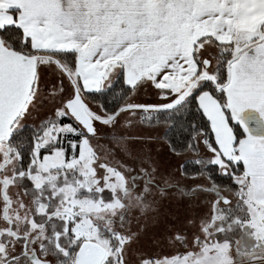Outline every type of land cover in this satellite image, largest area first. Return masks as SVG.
Wrapping results in <instances>:
<instances>
[{"label":"snow or ice","instance_id":"obj_1","mask_svg":"<svg viewBox=\"0 0 264 264\" xmlns=\"http://www.w3.org/2000/svg\"><path fill=\"white\" fill-rule=\"evenodd\" d=\"M42 69L59 74L50 95L61 100L25 147ZM121 76L125 102L93 110L85 94ZM146 84L167 102H132ZM193 99L214 135L203 140L211 156L194 163L201 176L218 166L234 187L192 189L214 194L194 250L140 264H264V0H0V264H127V213L148 207L155 181L142 168L138 192L137 175L101 162L90 137L125 112L171 123ZM12 187L23 191L13 198Z\"/></svg>","mask_w":264,"mask_h":264},{"label":"rangeland","instance_id":"obj_2","mask_svg":"<svg viewBox=\"0 0 264 264\" xmlns=\"http://www.w3.org/2000/svg\"><path fill=\"white\" fill-rule=\"evenodd\" d=\"M60 83L61 79L57 72L42 69L40 97L26 119L22 121L23 124L39 126L41 121L52 115L55 108L59 106L61 96L53 97L50 95V90L53 86H59ZM62 84L65 89L63 96L67 97L72 91L71 85L66 78L62 80ZM145 99L149 101L155 98L153 96L146 98L136 94L132 102ZM86 102L93 110L100 112L98 103L88 99ZM125 113L120 115L115 126H106L96 122L97 132L95 136L90 137V140L101 162H107L118 167L125 175H129L130 171L137 175V183L140 185V188L137 189L138 192L144 185V180L139 177L140 170L142 168L147 169L149 174L153 171L154 166L160 170L157 171V174L151 175L155 183L150 187L144 199V204L148 207L143 208V210H141L142 206L134 207L129 209L127 213V220L122 230L125 234L133 237L131 243L126 247L127 264H140L142 258L172 257L194 250L193 238L200 235L201 222L210 217L211 201L214 199V194L191 191L197 185L207 187L212 182L206 175H183L181 164L184 159L189 157L203 156L209 158L211 153L204 145L201 136H198L197 139L198 150L196 153L191 151L181 154L172 152L165 140L161 138L163 125H144L147 134L143 135L145 137L142 138L143 141L138 145L125 144L129 139H138L139 136L134 134L132 130L133 126L136 125V118L127 112ZM129 120H131L130 125L127 123ZM155 132L159 134L157 137L161 144L155 145L151 141L148 143V139L151 138L147 136ZM117 137H124L125 139L117 140ZM69 138L76 139V137ZM64 143L66 147L67 142ZM133 146L148 148L149 152L143 155L139 153L140 150L132 151ZM160 151L161 153H159ZM156 153L161 156V162L157 159L152 160ZM18 191H23V189L10 188V194L13 195V198ZM224 194L229 195L227 192ZM25 199L27 200V198ZM176 233H180L186 238L184 243L174 239ZM240 235L241 233L237 229L230 234V238L235 240Z\"/></svg>","mask_w":264,"mask_h":264},{"label":"trees","instance_id":"obj_3","mask_svg":"<svg viewBox=\"0 0 264 264\" xmlns=\"http://www.w3.org/2000/svg\"><path fill=\"white\" fill-rule=\"evenodd\" d=\"M112 87L106 89L105 92L101 93H91L85 94V100L88 99L99 105H104V107L109 111H114L122 103L125 102L129 96V90L127 86L123 84L122 76L119 78L113 79ZM165 102H152L144 104H159ZM139 119V114H138ZM142 124V123H141ZM25 127L23 132L19 135L18 139L21 141L25 147H27L29 142V137L34 129L32 124H24ZM142 125L155 126L163 125L164 129L161 134V138L165 140L168 144L169 149L174 153H185L187 151L195 152L198 150L197 139H193L194 136H198L200 132H203L202 141L207 138L210 142L214 143L213 134L210 131V124L207 121V118L203 116L202 111L198 109L196 101L193 99L191 105L186 111H184L180 116H177L174 121L171 123L165 122L163 117L161 118L160 123H156L153 120L152 124L143 123ZM193 128L196 131H193ZM237 135H241V130L236 128ZM192 144L195 147L190 148L189 145ZM67 147V145H66ZM199 158H204L203 156L195 158H186L181 164V173L185 176H192L200 174L201 166L195 164V160ZM182 165L184 166L182 168ZM211 175L210 181L217 183L220 186H232L234 187L232 181L228 176L221 175L219 172L218 166L208 165L207 169L204 171V175L209 177Z\"/></svg>","mask_w":264,"mask_h":264},{"label":"crops","instance_id":"obj_4","mask_svg":"<svg viewBox=\"0 0 264 264\" xmlns=\"http://www.w3.org/2000/svg\"><path fill=\"white\" fill-rule=\"evenodd\" d=\"M212 52H213V54H215V50L214 49L212 50ZM204 56L205 57H208L209 56V53L208 52H205L204 53ZM213 64H215V60H213ZM114 78L115 77H113V79ZM136 94L143 95L146 98L153 96L155 99L154 100H149V101L146 100V99L145 100H138L137 102L135 101V103L167 102L165 100H161L160 99L157 90L153 86H151L150 84H146L143 87H141L140 89H138V91H137ZM131 99H134V96ZM132 101H134V100H132ZM123 114H126V113H123ZM135 118H136V122H135L136 125L133 126V129L132 130L134 131L133 132L134 134L139 135V136H138V139H129L126 143L124 142L125 144H128V145H138V144H140L143 141L142 138H145V137H143V135H146L147 134L145 132V128L146 127L144 125H142L140 123V121L138 120V114H137V116H135ZM150 132H151V130H150ZM157 136H159V134H157L156 132L153 133L152 135L147 136V137L151 138V139H148V143H150L149 141H151L155 145H158V143H160V140H159V138ZM213 137H214V135H213ZM159 146H158V148H159ZM132 148H133L132 151H139L140 150L141 152L139 151V153H141L143 155H146L149 152V149L148 148L147 149H144V148L136 147V146H133ZM159 153H161V151ZM154 155H155L154 156L155 158L154 159L152 158V160H156L157 159V160H159L161 162V156L160 155H157V153L154 154ZM154 163H155V161H154ZM152 169H153V171L150 172L151 173L150 175H152V174L155 175V174H157V171H160L159 168L156 167V166H154V168H152Z\"/></svg>","mask_w":264,"mask_h":264}]
</instances>
